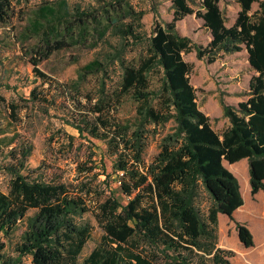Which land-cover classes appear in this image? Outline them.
<instances>
[{"label": "trees", "instance_id": "16d2710c", "mask_svg": "<svg viewBox=\"0 0 264 264\" xmlns=\"http://www.w3.org/2000/svg\"><path fill=\"white\" fill-rule=\"evenodd\" d=\"M13 1L0 0L1 17ZM168 1L171 20H157L149 36L144 32L146 13L133 11L126 0H99V6L87 9L61 0L42 4L28 15L21 36L36 40L37 47L58 44L66 37L72 40L76 19L78 34L89 27L99 40L110 31L109 36L119 41L108 58L80 67L73 85L76 89L88 76L108 75L112 64L120 65L118 86L109 93L102 83L91 111L113 133L112 141L123 145L107 175L117 176L116 190L122 199L113 194L93 209L86 197L95 190L87 184L72 186L61 179L35 177L27 165L31 149H11L4 168L11 176L9 191H0V264H233L235 253L219 247L220 215L235 223L245 248L254 247L249 228L235 219L244 200L239 180L227 166L248 160L251 194L264 192V0ZM222 2L239 9L231 25ZM117 3L123 8L112 14ZM191 16L202 21L206 44L180 31L178 24ZM85 19L89 23L83 25ZM130 51L137 52L135 58H126ZM244 51L254 73L248 100L237 107L221 100L230 125L219 133L200 109L191 83L194 65L185 56L195 53L198 60L212 65L223 55ZM36 71L38 78L47 79ZM4 101L0 97V104ZM27 101L35 106L48 103L36 89ZM129 102L134 115L112 118L116 107ZM10 109L17 121L19 108ZM105 113L109 118L104 120ZM170 123L173 127L162 137L159 153L147 165L149 136ZM18 139L19 134L10 136L0 129V151ZM88 170L92 171H84ZM90 212L103 231L102 243L81 262L92 227L78 219ZM22 226L18 257L8 258L6 241ZM24 257L31 262H24Z\"/></svg>", "mask_w": 264, "mask_h": 264}, {"label": "rangeland", "instance_id": "374dc122", "mask_svg": "<svg viewBox=\"0 0 264 264\" xmlns=\"http://www.w3.org/2000/svg\"><path fill=\"white\" fill-rule=\"evenodd\" d=\"M58 1L61 0H14L8 14L0 16V97L5 100L0 104V129L6 130L10 136L19 134L14 145L0 151V191H9L11 176L4 168L10 162L11 149H31L27 165L35 177L48 181L61 179L72 186L87 184L95 190L87 195V203L96 209L101 201L113 194L122 199L116 190L117 176L108 179L107 175L113 172V163L123 145L119 140L112 141L113 133L101 125L99 115L91 111L100 98L102 83L106 84L109 93L118 86L120 65L112 64L108 75L88 76L76 89L73 84L78 79L80 67L94 59L103 61L108 58L119 41L109 36L110 31L107 37L99 40L89 27L78 34V19L73 23L72 40L66 37L58 44L39 47L36 40H25L21 34L30 12L42 4ZM68 1L72 6L84 9L99 6V0ZM126 1L133 11L146 13L143 24L147 36L151 34L157 20H171V2L168 0ZM221 6L228 25L233 24L239 9L224 2ZM122 8L123 3L115 4L112 14H119ZM257 9L258 4H255L254 10ZM87 23L88 19L83 20V25ZM202 24L196 16H191L180 22L178 27L195 42L206 44L208 36L202 30ZM136 55L137 52L130 51L126 58L133 59ZM185 60L194 65L191 83L197 89L201 111L213 120L214 129L222 133L230 125V120L224 116L221 100L231 107L248 100L249 82L254 73L248 66L246 52L223 55L212 65L198 60L195 53L186 55ZM36 69L47 79L38 78ZM34 89L39 98L47 99L48 103L42 101L35 106L28 102ZM11 105L19 108L17 121L11 117ZM134 113V105L129 102L116 107L111 116L119 120ZM107 118L109 115L105 113L102 119ZM172 127L170 123L157 128L159 133L149 136L144 154L147 165L159 153L160 141ZM151 129L154 130V127ZM85 168L92 171H84ZM248 171L249 164L244 170L238 169L242 191L248 198L247 205L237 213L236 220L249 228L255 245L245 248L239 240L235 223L222 217L220 247L235 253L233 264H264V201L252 197ZM78 222L89 223L92 227V237L81 256L82 262L102 243L103 231L91 212L78 219ZM24 229L25 226H22L13 238L6 241L5 254L8 258L18 257L16 246ZM23 261L30 263L31 259L24 257Z\"/></svg>", "mask_w": 264, "mask_h": 264}, {"label": "crops", "instance_id": "0c3cea01", "mask_svg": "<svg viewBox=\"0 0 264 264\" xmlns=\"http://www.w3.org/2000/svg\"><path fill=\"white\" fill-rule=\"evenodd\" d=\"M249 164L248 163V160H242L238 163H236L235 165H228V169L236 176V178L239 180V183H240V186H241V182H240V179H239V176H238V169L241 168V170H244L245 166ZM249 172V171H248ZM241 193H242V197H243V200H244V205L243 207H241L237 213H239L246 205H247V195H245L242 191V188H241ZM253 198H256V199H259V200H262L264 201V192L260 191L258 194H256L255 196L252 195ZM237 213L235 214V219H236V216H237ZM222 217L223 218H228L224 215H220L219 217V235H220V224H221V221H222ZM229 219V218H228ZM240 222V221H238ZM219 247H220V240H219ZM221 248V247H220Z\"/></svg>", "mask_w": 264, "mask_h": 264}]
</instances>
